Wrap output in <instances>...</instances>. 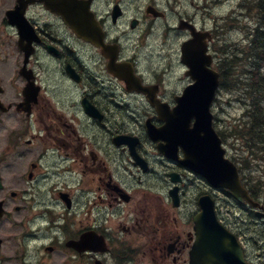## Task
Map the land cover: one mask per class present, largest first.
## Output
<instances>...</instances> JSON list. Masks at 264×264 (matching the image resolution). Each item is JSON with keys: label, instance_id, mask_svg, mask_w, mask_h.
Returning a JSON list of instances; mask_svg holds the SVG:
<instances>
[{"label": "flooded vegetation", "instance_id": "obj_1", "mask_svg": "<svg viewBox=\"0 0 264 264\" xmlns=\"http://www.w3.org/2000/svg\"><path fill=\"white\" fill-rule=\"evenodd\" d=\"M66 1L89 12L93 42L59 14L63 0H0V232L12 240L0 261L190 264L199 199L210 195L246 261L264 264V250H253L257 212L212 189L181 164V148L146 131L165 125L158 107L173 111L194 75L210 72L204 47L226 92L228 54L243 43L230 37L242 35L240 5L228 14L223 0ZM17 8L26 27L6 18ZM192 40L201 57L190 67ZM19 240L45 243L17 249Z\"/></svg>", "mask_w": 264, "mask_h": 264}, {"label": "water", "instance_id": "obj_2", "mask_svg": "<svg viewBox=\"0 0 264 264\" xmlns=\"http://www.w3.org/2000/svg\"><path fill=\"white\" fill-rule=\"evenodd\" d=\"M69 23H75L69 17ZM83 25V24H82ZM76 32L90 40L89 30L78 27ZM91 30V29H90ZM198 84L185 90L178 99V106L166 119L163 130L148 127V134L153 141H159L162 131L173 136L174 147L182 146L186 154L184 166L198 173L215 188H225L237 201L249 202L254 207L242 182L237 167L225 158L226 151L213 127L214 116L211 106L218 88L217 73L210 78L199 80ZM195 120L193 128L191 121ZM202 215L197 219L199 240L192 253V264H246L240 245L235 237L223 229L217 222L213 202L209 197L201 199Z\"/></svg>", "mask_w": 264, "mask_h": 264}, {"label": "trees", "instance_id": "obj_3", "mask_svg": "<svg viewBox=\"0 0 264 264\" xmlns=\"http://www.w3.org/2000/svg\"><path fill=\"white\" fill-rule=\"evenodd\" d=\"M246 4V8L252 15L254 8L257 9V22L258 27L256 29L257 34L254 39L250 42L247 47L242 50L243 62L245 61L243 67H247V82L246 91L247 96L250 99V111L248 119L242 127V131L239 133L241 139H245L244 144L249 153H246L247 157L243 158V167L241 169L246 171L250 168L252 161L261 162L264 161V107L262 101H264V76L260 73L261 67L264 65V0H257V5L253 6L254 0H243ZM235 60L230 64H227L226 69L234 65ZM236 65L233 67V69ZM232 69V70H233ZM230 71V70H229ZM245 73V72H243ZM229 78L226 76V81ZM253 112V115L251 114ZM235 132V135H237ZM252 160L251 162H249ZM245 161V163H244ZM251 171V170H250ZM247 175H252L246 172ZM246 185L250 187V183L246 181ZM260 186V182L256 186ZM253 193L254 190L250 189ZM255 195V194H254Z\"/></svg>", "mask_w": 264, "mask_h": 264}, {"label": "rangeland", "instance_id": "obj_4", "mask_svg": "<svg viewBox=\"0 0 264 264\" xmlns=\"http://www.w3.org/2000/svg\"><path fill=\"white\" fill-rule=\"evenodd\" d=\"M237 3V0H231L227 3L225 6V11H229L232 6H235ZM244 34H231V40L240 41L242 39ZM244 49V48H243ZM244 58V57H243ZM242 58V59H243ZM245 63V61L243 62ZM264 65L262 66V68ZM244 68V67H243ZM262 73L264 74V68L262 69ZM241 80V79H240ZM243 83V81L241 80ZM175 83V82H174ZM173 89H178V87H173ZM245 93H247L246 90H241L240 87L238 89V92L233 96H224L221 97L219 102L216 103L214 107V114L217 118L215 128L217 131L222 133L223 138L225 140V143L227 144L226 150L228 152V157L232 159L233 161L242 160L245 156V149L242 147L241 141H245V139H240L239 133H237V125L240 124V118L243 117L245 113V105L241 103V98L245 97ZM241 96V98H240ZM250 101V99H248ZM251 102V101H250ZM236 131L237 135H235ZM240 130V129H239ZM250 160L249 162H251ZM245 163V161H244ZM250 164V168L248 170H251L253 172V175H247L245 176V180L249 182L252 186L256 185L258 182H260V186L255 188L257 192V198L263 202L264 204V161L261 162L258 161H252ZM244 165V164H243ZM225 213V211H223ZM226 214V213H225ZM259 226V235L256 237V241L259 242V247L262 246L264 243V223H260ZM5 233L0 232V239L3 241L2 249H8L12 247L11 237H10V231L7 232V229L4 230ZM261 238V241H259ZM20 242H23L19 240ZM19 244V243H18ZM18 247H20L18 245ZM22 249V248H21ZM255 251H259L256 247L253 248ZM4 264H14L13 262H4Z\"/></svg>", "mask_w": 264, "mask_h": 264}]
</instances>
